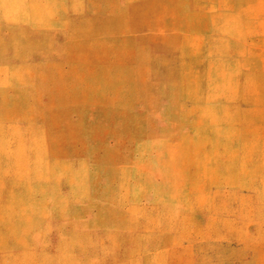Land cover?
Masks as SVG:
<instances>
[{
  "label": "rangeland",
  "instance_id": "rangeland-1",
  "mask_svg": "<svg viewBox=\"0 0 264 264\" xmlns=\"http://www.w3.org/2000/svg\"><path fill=\"white\" fill-rule=\"evenodd\" d=\"M0 264H264V0H0Z\"/></svg>",
  "mask_w": 264,
  "mask_h": 264
},
{
  "label": "crops",
  "instance_id": "crops-1",
  "mask_svg": "<svg viewBox=\"0 0 264 264\" xmlns=\"http://www.w3.org/2000/svg\"><path fill=\"white\" fill-rule=\"evenodd\" d=\"M123 39V34L116 33L114 31H96L91 35H80L75 36L72 40V44L74 47L70 48V44H65V47L61 46V52L58 59H53L51 62H45V64L51 67H59L65 68V73H70L72 68H74V75L79 78L75 79V82L83 83L88 81H93L92 79H88V74L93 75L95 73L94 68L102 69L106 71V75L110 76L108 79H103L106 82H121L123 78V74L128 76H133L132 67L133 62L131 61V49L127 45L124 48L122 43L119 41ZM86 47H90L89 49L83 50V45ZM151 45H149L150 47ZM83 48V49H82ZM147 43H142L140 45V52L142 56L139 59V71H141V81L147 82V68L151 66V64H147V53H153L152 50H147ZM91 53L90 57H85L87 51ZM57 51V50H56ZM54 51V52H56ZM85 54V55H84ZM47 61V60H46ZM149 65V66H148ZM93 66L91 70H84V67ZM72 67V68H71ZM100 72V71H99ZM97 73V71H96ZM113 76V78H111ZM127 77V76H126ZM128 81H133L132 77ZM140 81V78H139Z\"/></svg>",
  "mask_w": 264,
  "mask_h": 264
}]
</instances>
